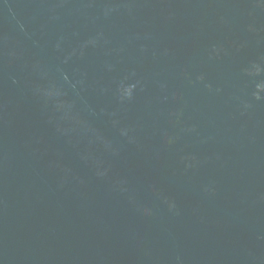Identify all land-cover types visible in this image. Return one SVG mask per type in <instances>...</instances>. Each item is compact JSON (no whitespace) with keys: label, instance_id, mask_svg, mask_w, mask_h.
Listing matches in <instances>:
<instances>
[{"label":"water","instance_id":"95a60500","mask_svg":"<svg viewBox=\"0 0 264 264\" xmlns=\"http://www.w3.org/2000/svg\"><path fill=\"white\" fill-rule=\"evenodd\" d=\"M0 264H264V0H0Z\"/></svg>","mask_w":264,"mask_h":264}]
</instances>
